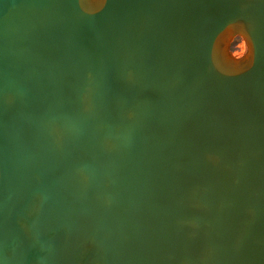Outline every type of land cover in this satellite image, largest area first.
I'll return each mask as SVG.
<instances>
[{"label": "water", "instance_id": "1", "mask_svg": "<svg viewBox=\"0 0 264 264\" xmlns=\"http://www.w3.org/2000/svg\"><path fill=\"white\" fill-rule=\"evenodd\" d=\"M0 264H264V0H0Z\"/></svg>", "mask_w": 264, "mask_h": 264}, {"label": "rangeland", "instance_id": "2", "mask_svg": "<svg viewBox=\"0 0 264 264\" xmlns=\"http://www.w3.org/2000/svg\"><path fill=\"white\" fill-rule=\"evenodd\" d=\"M230 49L233 54L241 56L246 52V43L241 37H236L232 41Z\"/></svg>", "mask_w": 264, "mask_h": 264}]
</instances>
